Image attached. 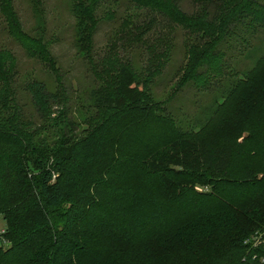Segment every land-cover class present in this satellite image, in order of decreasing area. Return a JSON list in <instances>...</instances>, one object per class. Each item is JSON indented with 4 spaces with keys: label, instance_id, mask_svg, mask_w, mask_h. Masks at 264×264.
<instances>
[{
    "label": "trees",
    "instance_id": "obj_1",
    "mask_svg": "<svg viewBox=\"0 0 264 264\" xmlns=\"http://www.w3.org/2000/svg\"><path fill=\"white\" fill-rule=\"evenodd\" d=\"M79 1L75 46L92 79L79 122L65 98L32 80L23 89L40 120L31 126L9 102L15 60L0 50V264H264V247L249 240L264 231V53L226 82L213 62L223 46L264 30V0H199L189 14L180 0H128L147 19L130 42L110 36L95 55L101 0ZM0 14L25 53L53 68L46 42L21 29L10 0H0ZM156 18L194 36L183 82L197 77L211 97L184 126L151 93L159 68L125 57ZM50 128L51 141L36 139Z\"/></svg>",
    "mask_w": 264,
    "mask_h": 264
},
{
    "label": "rangeland",
    "instance_id": "obj_2",
    "mask_svg": "<svg viewBox=\"0 0 264 264\" xmlns=\"http://www.w3.org/2000/svg\"><path fill=\"white\" fill-rule=\"evenodd\" d=\"M76 1L79 0H10L21 29L31 36H40L46 42L54 61L53 68H47L43 62L25 53L21 45L7 32L4 19L0 14V50H7L15 60L11 85L13 93L8 99L11 102L12 98L14 104L21 105L23 116L32 121L31 126L33 127L39 124L40 119L31 108L28 93L23 89L29 81H40L48 91L58 92L59 96L65 98L69 106L67 116L74 123L84 117L80 113L84 115L90 103L87 94L92 83L91 68L88 67L86 60L75 46L79 25L72 6ZM198 3L199 0L196 2L180 0L179 6L182 11L189 14L196 9ZM95 14L97 21L91 31L90 43L93 54L106 50L110 36L111 39L119 37L116 41L130 42L128 40L134 37L142 20L147 19L144 10L134 6L128 0H101L96 7ZM196 15L200 18L201 13H196ZM154 23H157V27L149 35L147 42L135 44L132 49L128 50L125 57L137 68H143L146 64H154L159 68L150 84L151 93L155 99L164 103L165 109L179 122L178 124L180 125L181 122L184 126L188 119L201 118L204 114L202 112L204 106L211 99L210 94L199 91L200 79L197 77L190 82H183L182 69L185 68L187 59H189V50L193 48L191 44L194 36L184 34L178 25L172 22L160 21L156 18ZM81 29L86 32L87 27ZM223 47L225 48L224 57L213 62L222 63L220 76L226 82L229 79L227 75L229 72L252 68L256 59L264 53V30L253 38L246 36L245 44L236 39ZM150 48H156L154 60H152L153 52L148 51ZM191 53L193 50L190 56ZM154 65L150 68H154ZM258 75L257 72L256 76ZM52 109L54 112L50 115L54 116L59 113L56 106ZM104 113L105 116L109 115L108 111ZM82 126L86 128L85 125L82 124ZM56 128L52 130L55 131ZM52 130L50 128L45 132L38 131L36 139L46 137L51 141V135L54 133L51 132ZM79 135L83 138L88 136L85 132ZM79 149L77 157L81 159L84 148L80 146ZM55 175L56 173H53V177ZM60 180L64 182L66 179L60 178ZM195 188L204 190V187L195 186ZM3 226L4 222L0 218V230ZM0 242L7 244L1 239ZM172 261V257L167 259L159 257L156 264H172Z\"/></svg>",
    "mask_w": 264,
    "mask_h": 264
},
{
    "label": "built area",
    "instance_id": "obj_3",
    "mask_svg": "<svg viewBox=\"0 0 264 264\" xmlns=\"http://www.w3.org/2000/svg\"><path fill=\"white\" fill-rule=\"evenodd\" d=\"M3 232V229L0 230V233ZM249 240L252 242V245L261 244L264 247V231L255 233L253 236L249 238ZM248 240H245L247 242Z\"/></svg>",
    "mask_w": 264,
    "mask_h": 264
},
{
    "label": "water",
    "instance_id": "obj_4",
    "mask_svg": "<svg viewBox=\"0 0 264 264\" xmlns=\"http://www.w3.org/2000/svg\"><path fill=\"white\" fill-rule=\"evenodd\" d=\"M52 111L54 112V109H52Z\"/></svg>",
    "mask_w": 264,
    "mask_h": 264
}]
</instances>
